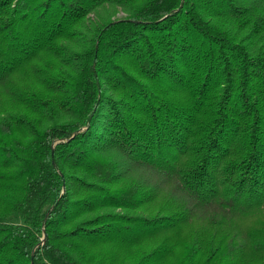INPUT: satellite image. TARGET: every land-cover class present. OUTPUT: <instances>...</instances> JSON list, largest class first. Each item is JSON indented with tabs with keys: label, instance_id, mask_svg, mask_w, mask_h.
Listing matches in <instances>:
<instances>
[{
	"label": "trees",
	"instance_id": "obj_1",
	"mask_svg": "<svg viewBox=\"0 0 264 264\" xmlns=\"http://www.w3.org/2000/svg\"><path fill=\"white\" fill-rule=\"evenodd\" d=\"M139 241L264 264V0H0V264Z\"/></svg>",
	"mask_w": 264,
	"mask_h": 264
},
{
	"label": "rangeland",
	"instance_id": "obj_2",
	"mask_svg": "<svg viewBox=\"0 0 264 264\" xmlns=\"http://www.w3.org/2000/svg\"><path fill=\"white\" fill-rule=\"evenodd\" d=\"M104 15V14H103ZM106 16V12H105V15L104 17ZM120 17V16H123V13L121 11H118L116 13H114V15L112 17ZM38 63L42 66H46L48 67L47 71L49 70H52L54 67H55V63L53 60L51 59H43L41 61H38ZM31 86V85H30ZM16 105L17 107V111H22L25 115L29 116V115H34L32 113V111L28 108L27 105H24V104H21V103H13ZM15 109V108H14ZM57 139H60V136L57 137L55 140ZM55 142V141H54ZM11 169H13V165H10L9 167L7 168H1V171L3 173H8V171H10ZM164 195L161 194L160 192V195H157V197L155 198V200L157 201H160L161 199H163ZM153 206L155 207V205L153 204ZM136 210H141V211H146L147 209L145 208V206H142L140 208H137ZM129 211H133V210H129ZM134 212V211H133ZM195 225V224H194ZM193 224L191 226H185V231H187L190 227H192ZM111 243H108V248H109V251L110 253L114 254V263L117 264L119 263L120 260H122L121 258H124V257H128L129 260H132L134 258V256L145 246V245H153V241L151 242H144V241H139V242H135V243H117V244H111ZM100 245H103V244H99L97 245V249L98 250H101L103 247L100 246ZM150 246H147V247H150ZM104 247H106V245H104ZM234 259L236 260L235 262H233V264H246V256H245V253L246 251L245 250H237V251H234ZM178 257H179V254H178V250L177 252H175L172 256V260L173 261H177L178 260ZM120 258V260H118ZM118 260V261H116ZM221 264H226L225 262L221 261L219 262ZM252 264H259L258 262H254Z\"/></svg>",
	"mask_w": 264,
	"mask_h": 264
}]
</instances>
